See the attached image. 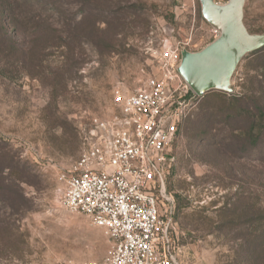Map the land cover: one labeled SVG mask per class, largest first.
<instances>
[{"label": "rangeland", "instance_id": "1", "mask_svg": "<svg viewBox=\"0 0 264 264\" xmlns=\"http://www.w3.org/2000/svg\"><path fill=\"white\" fill-rule=\"evenodd\" d=\"M83 1L84 14L80 0L59 10L18 0L6 12L23 26L0 36V165L9 166L0 174V264L106 258L103 231L60 206V174L78 160L91 120L114 114L117 92L157 74L166 48L198 52L218 37L198 0ZM243 12L247 31L264 34V0H246ZM246 56L231 92H211L257 85L261 66ZM214 100L199 98L185 121L165 182L171 200L159 205L172 214L181 264H264V139L246 146L242 123L225 125ZM205 107L210 122L196 126Z\"/></svg>", "mask_w": 264, "mask_h": 264}, {"label": "built area", "instance_id": "2", "mask_svg": "<svg viewBox=\"0 0 264 264\" xmlns=\"http://www.w3.org/2000/svg\"><path fill=\"white\" fill-rule=\"evenodd\" d=\"M178 53L166 48L157 74L132 93L117 92L116 112L91 120L78 160L60 174V206L88 219L110 244L102 262L69 264H181L172 214L159 203L171 200L165 182L174 146L200 97L179 75Z\"/></svg>", "mask_w": 264, "mask_h": 264}, {"label": "water", "instance_id": "3", "mask_svg": "<svg viewBox=\"0 0 264 264\" xmlns=\"http://www.w3.org/2000/svg\"><path fill=\"white\" fill-rule=\"evenodd\" d=\"M202 19L218 37L198 52L181 50L177 71L199 97L211 91L231 92L230 81L247 54L264 47V34H251L244 23L246 0H198Z\"/></svg>", "mask_w": 264, "mask_h": 264}, {"label": "trees", "instance_id": "4", "mask_svg": "<svg viewBox=\"0 0 264 264\" xmlns=\"http://www.w3.org/2000/svg\"><path fill=\"white\" fill-rule=\"evenodd\" d=\"M80 1V13L84 14V12L86 11L85 9L87 7L86 2L83 0ZM1 2L3 6L0 7V36L5 35L6 33L14 31L16 29H20L23 26L21 24L23 23L22 21L20 23L16 18H13L9 16V13H6L7 11L9 12L8 9L12 7V5L17 6V3H19L18 0H2ZM53 4L55 5V9L59 10L58 7L66 8L72 6L73 2H71V0H48L46 5H51V7H53ZM248 57L251 58L253 62L258 63L261 66L260 69H262V72L260 76L263 78L264 47L255 52L250 53L248 56H246V58ZM258 76L259 75L255 76V81L258 86L256 85L251 89V91H247L246 94L241 93L239 96H228L223 93L211 92L200 97L201 101L215 99L214 101H216V104L214 105L217 108L216 111L220 116L223 115L222 121L225 125H228L230 123H242V142H244L246 146H255L259 144L262 139H264V89L262 87V84H260L263 80L262 78L258 79ZM208 111H210V109L206 107L203 109V111L201 108L202 115L201 118L199 116V118L197 119L198 122H195L196 126L198 125L205 127L208 125L211 116L210 114H208L207 118H205ZM221 117L219 118V121ZM187 119L184 120V123L182 124L179 130L180 137L183 130L182 128ZM191 123H189L188 128L193 125ZM229 129L232 130V126L231 128L228 127V134L226 135V137L230 135ZM202 132H206V130ZM8 167L5 164L3 165L2 163V165H0V174L3 168L7 169Z\"/></svg>", "mask_w": 264, "mask_h": 264}, {"label": "snow or ice", "instance_id": "5", "mask_svg": "<svg viewBox=\"0 0 264 264\" xmlns=\"http://www.w3.org/2000/svg\"><path fill=\"white\" fill-rule=\"evenodd\" d=\"M122 99V97H116V102L119 103Z\"/></svg>", "mask_w": 264, "mask_h": 264}]
</instances>
